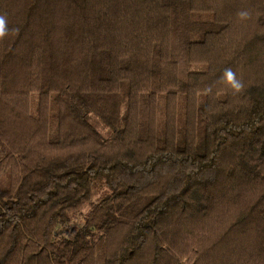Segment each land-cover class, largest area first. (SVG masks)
I'll return each mask as SVG.
<instances>
[{"label": "trees", "instance_id": "obj_1", "mask_svg": "<svg viewBox=\"0 0 264 264\" xmlns=\"http://www.w3.org/2000/svg\"><path fill=\"white\" fill-rule=\"evenodd\" d=\"M0 14V264H264V0Z\"/></svg>", "mask_w": 264, "mask_h": 264}, {"label": "clouds", "instance_id": "obj_2", "mask_svg": "<svg viewBox=\"0 0 264 264\" xmlns=\"http://www.w3.org/2000/svg\"><path fill=\"white\" fill-rule=\"evenodd\" d=\"M241 19L250 18L248 11H241L238 13ZM8 21L6 15L0 14V40H3L9 34ZM15 31V30H13ZM223 80L231 87L234 94H238L244 91L245 85L241 78H238L236 73L229 67L224 70ZM207 93H211L212 88L209 86L205 89Z\"/></svg>", "mask_w": 264, "mask_h": 264}, {"label": "rangeland", "instance_id": "obj_3", "mask_svg": "<svg viewBox=\"0 0 264 264\" xmlns=\"http://www.w3.org/2000/svg\"><path fill=\"white\" fill-rule=\"evenodd\" d=\"M94 125L101 130V126L95 122H93ZM103 132V130H102ZM103 193H105V188L103 186H98L94 191V198L92 199V202H95L96 199H98ZM91 204H87L81 211H79L76 215L72 223H70L65 228L66 235L72 234L76 229H78L82 223L85 215L87 214L88 210L90 209Z\"/></svg>", "mask_w": 264, "mask_h": 264}]
</instances>
